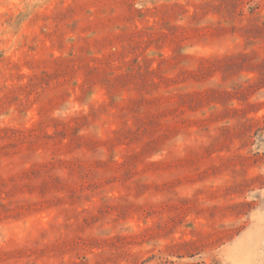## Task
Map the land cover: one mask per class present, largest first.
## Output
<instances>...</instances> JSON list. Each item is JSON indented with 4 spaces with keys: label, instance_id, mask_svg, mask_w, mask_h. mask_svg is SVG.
<instances>
[{
    "label": "rangeland",
    "instance_id": "obj_1",
    "mask_svg": "<svg viewBox=\"0 0 264 264\" xmlns=\"http://www.w3.org/2000/svg\"><path fill=\"white\" fill-rule=\"evenodd\" d=\"M0 264H264V0H0Z\"/></svg>",
    "mask_w": 264,
    "mask_h": 264
}]
</instances>
